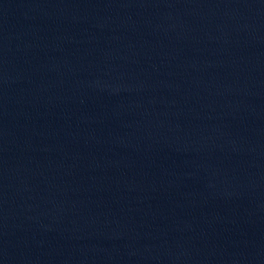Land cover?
Listing matches in <instances>:
<instances>
[{
	"label": "water",
	"instance_id": "95a60500",
	"mask_svg": "<svg viewBox=\"0 0 264 264\" xmlns=\"http://www.w3.org/2000/svg\"><path fill=\"white\" fill-rule=\"evenodd\" d=\"M0 264H264V0H0Z\"/></svg>",
	"mask_w": 264,
	"mask_h": 264
}]
</instances>
